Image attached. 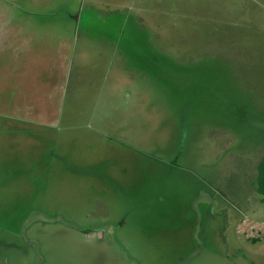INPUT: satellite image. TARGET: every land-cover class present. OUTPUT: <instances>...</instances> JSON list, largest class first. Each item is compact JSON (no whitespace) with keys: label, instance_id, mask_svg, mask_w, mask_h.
Wrapping results in <instances>:
<instances>
[{"label":"rangeland","instance_id":"374dc122","mask_svg":"<svg viewBox=\"0 0 264 264\" xmlns=\"http://www.w3.org/2000/svg\"><path fill=\"white\" fill-rule=\"evenodd\" d=\"M262 161L264 0H0V264H264Z\"/></svg>","mask_w":264,"mask_h":264},{"label":"trees","instance_id":"16d2710c","mask_svg":"<svg viewBox=\"0 0 264 264\" xmlns=\"http://www.w3.org/2000/svg\"><path fill=\"white\" fill-rule=\"evenodd\" d=\"M258 178L257 180L259 181V187L258 189L260 190L261 194L264 195V161H262L259 165H258ZM80 229V228H78ZM92 230V229H90Z\"/></svg>","mask_w":264,"mask_h":264},{"label":"flooded vegetation","instance_id":"af4514ba","mask_svg":"<svg viewBox=\"0 0 264 264\" xmlns=\"http://www.w3.org/2000/svg\"><path fill=\"white\" fill-rule=\"evenodd\" d=\"M258 171V170H257Z\"/></svg>","mask_w":264,"mask_h":264}]
</instances>
